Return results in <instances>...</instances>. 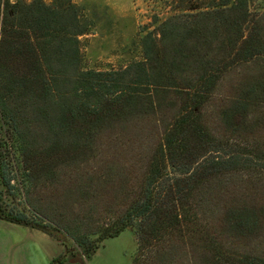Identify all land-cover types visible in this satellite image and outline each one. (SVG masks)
<instances>
[{
    "label": "trees",
    "instance_id": "16d2710c",
    "mask_svg": "<svg viewBox=\"0 0 264 264\" xmlns=\"http://www.w3.org/2000/svg\"><path fill=\"white\" fill-rule=\"evenodd\" d=\"M165 3L173 13L140 37V57L100 68L85 63L79 36L90 22L72 0H0V219L56 240L61 250L48 264H86L104 239L127 228L136 235V254L153 246L159 254L161 240L188 236L203 241L205 264H264V255L234 253L210 236L195 197L214 177L264 173L259 145L221 139L202 120L232 66L264 62V0ZM168 94L172 115L126 209L72 237L43 221L26 198L43 175L90 154L103 125L153 113ZM251 108H264V65L223 115L236 125ZM256 213L242 208L229 216L236 227L251 228ZM259 213L264 217V206Z\"/></svg>",
    "mask_w": 264,
    "mask_h": 264
},
{
    "label": "rangeland",
    "instance_id": "374dc122",
    "mask_svg": "<svg viewBox=\"0 0 264 264\" xmlns=\"http://www.w3.org/2000/svg\"><path fill=\"white\" fill-rule=\"evenodd\" d=\"M72 1L90 22L89 31L79 36L85 63L100 68L139 58L140 37L173 13L165 0ZM263 65V61L250 60L223 75L202 111L203 122L215 136L264 150V108L249 109L245 118L235 120L239 121L236 125L223 115L232 100L258 79ZM164 99L153 113L103 125L90 154L54 174L43 175L38 186L26 194L28 202L45 217L43 221L72 237L110 224L126 209L172 115L167 105L172 96ZM196 193L201 224L210 236L234 253L264 255V217L258 214L264 206V173L249 169L220 175ZM242 208L257 212L251 228L236 227L229 216L231 210ZM18 225L0 219V264H48L60 252V244L45 232L29 227L41 234H23ZM173 238L160 241L159 254L155 246L152 252L145 248L136 254V235L127 228L104 239L86 264H205L200 249L203 241Z\"/></svg>",
    "mask_w": 264,
    "mask_h": 264
},
{
    "label": "crops",
    "instance_id": "0c3cea01",
    "mask_svg": "<svg viewBox=\"0 0 264 264\" xmlns=\"http://www.w3.org/2000/svg\"><path fill=\"white\" fill-rule=\"evenodd\" d=\"M18 227H20V228H17V229H20L19 231L21 233H23V234H27V233H35V234H38V235L41 234V232L35 231V230L29 228L28 226L18 225ZM60 250H61V246H60Z\"/></svg>",
    "mask_w": 264,
    "mask_h": 264
}]
</instances>
